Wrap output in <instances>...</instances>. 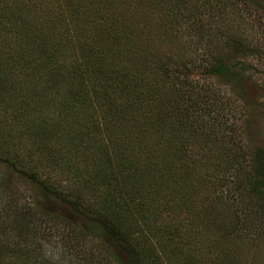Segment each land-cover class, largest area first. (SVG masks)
<instances>
[{"label":"rangeland","instance_id":"obj_1","mask_svg":"<svg viewBox=\"0 0 264 264\" xmlns=\"http://www.w3.org/2000/svg\"><path fill=\"white\" fill-rule=\"evenodd\" d=\"M4 1L0 0V23H9L10 18L5 16L9 12L6 5L22 0ZM43 1L38 0V5L44 6ZM57 1L49 0L56 12L60 9ZM121 1L123 5L125 0ZM127 1L120 10L128 6L130 13L126 17L128 25H132L128 28L132 29V36L139 37L145 45V50H141L139 40L135 49L163 56L165 63L172 67L176 60L183 61L187 56L194 67L190 81L196 90L206 93L203 102L196 104L185 90L171 85L164 88L168 93L162 103L165 116L169 121L182 123L176 134L184 150L181 164L200 162L203 153L213 158L216 151L221 150L220 159L213 161L223 165L217 175L227 172L231 175L214 189L215 199L223 204L208 207L217 223L212 227H197L195 231V241H205V250L198 249L193 242L181 243L184 244L181 246L157 238L152 246L147 235L135 234L132 238L142 246L141 263L264 264V228L245 223V230L241 227L236 230L227 224L233 219L228 210L232 209V203L244 215L243 223L260 217L261 213L254 212L252 216L247 212L248 205L244 206L241 201L244 196L237 178L225 167L236 148L247 152L261 150L264 155V0H258L259 3L247 0ZM20 6L24 7V2ZM58 32L53 24H49L44 33L40 32L41 43L47 44L42 50H37L35 43L24 47L21 44L19 48L15 36H3L5 39L0 40V264H49L41 242H59L66 264H130L129 254L101 229L100 220L78 210V200L72 196L77 193L85 201L99 197L76 173L83 136L77 134L75 145L70 146L69 139L75 142V138L58 133L51 124L53 118L66 122L72 113L66 96L72 85V73L68 74L63 66L65 58L56 49L71 54L75 46L69 32L56 38ZM86 36L88 32L80 43ZM227 38H231L229 44L223 46ZM213 51H220L219 55L235 66L229 74L205 71L208 62L202 57ZM55 67H60L56 76ZM74 84L79 87V82ZM79 114L83 116L82 111ZM41 120L44 123L39 125ZM220 122H225L226 135L212 126L222 127ZM164 133L168 139L173 135L171 130ZM204 136L208 138L206 148L198 141ZM45 150L53 154L47 155ZM21 155L27 157L19 158ZM28 157L36 161L41 177L50 183L48 191L42 188L44 183L40 178L32 174L38 170L33 167L30 172L28 166L22 165L27 163ZM259 164L261 181L255 185L257 189L246 196L245 202L248 197L264 202V157ZM199 192L195 207L200 213L203 196ZM211 234L223 235L224 242L211 241ZM218 247H223L224 251L216 257L212 249Z\"/></svg>","mask_w":264,"mask_h":264},{"label":"trees","instance_id":"obj_2","mask_svg":"<svg viewBox=\"0 0 264 264\" xmlns=\"http://www.w3.org/2000/svg\"><path fill=\"white\" fill-rule=\"evenodd\" d=\"M37 1L22 0L6 5L9 12L5 16L11 21L0 23V40L5 39L3 36H15L19 48L21 44L24 47L35 43L37 50H42L47 44L41 43L40 32L44 33L49 24L59 30L56 38L67 32L72 36L74 53L56 49L66 59V62L63 59L66 71L72 73V85L66 93L72 109L71 119L62 123L53 118L51 124H54L53 129H58V133L75 138V142L69 139L70 146L75 145L77 134L83 136L76 173L82 183L92 187L94 195H99L87 201L77 193L72 195L78 200L76 208L100 220L101 229L107 231L114 243L129 254L130 264H142V246L132 238L135 234L147 235L152 246H155L153 243L157 238L180 245L193 242L199 246L198 249L205 250V241H195V231L197 227H212L217 223L216 218L210 216L208 207L223 204L215 199L214 189L231 175L228 172L223 176L217 175L223 165L213 161L220 159L221 150H217L213 158L203 153L200 162L181 164L184 150L176 134L182 123L169 121L162 107L163 100L168 96L164 92L167 85L185 90L188 98L196 104L203 102L206 93L196 90L189 79L194 69L191 66L193 61L186 56L183 61L176 60L175 67H172L165 63L163 56L138 52L134 46L140 40L141 50H145L144 42L132 36V29L128 28L132 26L128 25L126 17L130 13L128 6L126 10H120L127 0L123 1V5L121 0H58L60 9L57 12L49 0H42L44 6L38 5ZM247 1L259 3L258 0ZM22 2L24 7L20 6ZM8 25L12 28L9 29ZM87 32L85 43H80ZM230 39L224 40L223 46L229 44ZM56 43L54 47H57ZM219 52L213 51L202 57L208 62L205 71L229 74L235 66L227 63ZM59 68H54L55 76ZM76 81L79 87L75 86ZM79 102L81 107L78 109ZM80 111L83 112L82 117ZM42 123L44 120L39 125ZM220 124H223L222 127L210 125L220 128L218 132L226 135L225 122ZM53 129L49 128L54 132ZM164 130H171L173 135L170 139L165 136ZM191 132L188 134L191 135ZM207 137L198 138L205 148ZM47 151V155L53 154ZM23 157L27 156L19 158ZM263 157L261 150L247 152L236 148L229 165L225 166L237 178L244 196L241 201L244 206L248 205L247 212L261 213L260 217L243 223L244 215L232 203V209L228 210L233 219L227 224L236 230L240 227L245 230V223L264 228V202L258 203L252 197L245 202L246 196L254 192L257 189L255 185L261 181L259 163ZM25 162L22 165L28 166L30 172H33V167L39 171V165L31 157ZM38 171L32 174L34 178H40L44 183L42 188L48 191L50 183ZM199 190L203 196L200 213L195 207ZM210 197L211 201L208 200ZM212 234L211 241L219 239L224 242L223 235ZM222 251L223 247L212 249L216 257Z\"/></svg>","mask_w":264,"mask_h":264},{"label":"clouds","instance_id":"obj_3","mask_svg":"<svg viewBox=\"0 0 264 264\" xmlns=\"http://www.w3.org/2000/svg\"><path fill=\"white\" fill-rule=\"evenodd\" d=\"M41 248L44 258L49 261V264H66L64 257V249L59 242L55 244L51 242H41Z\"/></svg>","mask_w":264,"mask_h":264}]
</instances>
